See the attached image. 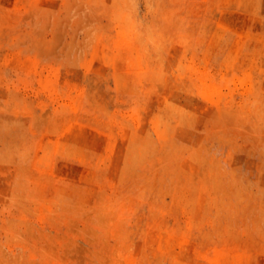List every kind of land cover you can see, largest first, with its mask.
Segmentation results:
<instances>
[{"label":"rangeland","instance_id":"1","mask_svg":"<svg viewBox=\"0 0 264 264\" xmlns=\"http://www.w3.org/2000/svg\"><path fill=\"white\" fill-rule=\"evenodd\" d=\"M0 264H264V0H0Z\"/></svg>","mask_w":264,"mask_h":264}]
</instances>
